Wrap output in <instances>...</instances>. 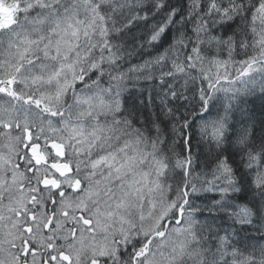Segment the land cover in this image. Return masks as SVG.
<instances>
[{"label":"snow or ice","instance_id":"obj_1","mask_svg":"<svg viewBox=\"0 0 264 264\" xmlns=\"http://www.w3.org/2000/svg\"><path fill=\"white\" fill-rule=\"evenodd\" d=\"M257 107L264 0H0V264H264Z\"/></svg>","mask_w":264,"mask_h":264},{"label":"trees","instance_id":"obj_2","mask_svg":"<svg viewBox=\"0 0 264 264\" xmlns=\"http://www.w3.org/2000/svg\"><path fill=\"white\" fill-rule=\"evenodd\" d=\"M255 119L257 121H259L260 119H264V113H261L260 112V109L259 107L256 108L255 112L253 113ZM256 132H257V135H259L260 133V128L257 126V129H256Z\"/></svg>","mask_w":264,"mask_h":264}]
</instances>
